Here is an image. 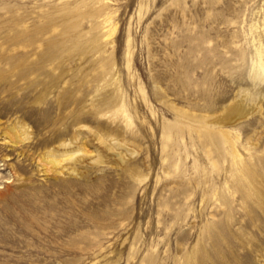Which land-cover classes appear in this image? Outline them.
I'll list each match as a JSON object with an SVG mask.
<instances>
[{
  "label": "rangeland",
  "instance_id": "rangeland-1",
  "mask_svg": "<svg viewBox=\"0 0 264 264\" xmlns=\"http://www.w3.org/2000/svg\"><path fill=\"white\" fill-rule=\"evenodd\" d=\"M259 45L264 0H0V264H264Z\"/></svg>",
  "mask_w": 264,
  "mask_h": 264
},
{
  "label": "bare ground",
  "instance_id": "bare-ground-1",
  "mask_svg": "<svg viewBox=\"0 0 264 264\" xmlns=\"http://www.w3.org/2000/svg\"><path fill=\"white\" fill-rule=\"evenodd\" d=\"M113 28V27H112ZM109 30H111V29H109ZM255 55H256V58H257V70H259V72H261L262 74H264V60H263V51H262V47H261V45H259L258 47H256L255 48ZM259 75V74H258ZM261 77H262V75H261ZM239 104V103H238ZM243 105H244V103H243ZM255 106V105H254ZM258 106V105H257ZM256 106V108H258ZM233 107V106H232ZM242 107V106H241ZM243 109V108H242ZM241 109V110H242ZM261 109V108H260ZM230 112V111H229ZM237 112V114H239L240 113V109L238 108V107H236V108H234L232 111H231V113H230V115H231V117L233 116L232 115V113H236ZM244 113V112H243ZM229 116V115H228ZM230 117V116H229ZM9 130H11L12 132H16V128L14 127V126H12V127H10V129ZM221 130L223 131V133L225 134V136H226V138H227V141L230 143V155H231V159H232V163L234 164V168L237 170V171H239V172H242L243 174H244V176H245V178H249V175H248V173H247V167H246V165H245V159H244V157H243V155L242 154H240L239 153V151H238V149H237V147L235 146V139L232 137V136H230V134H229V131L227 130V129H225V128H221ZM5 134H7V133H5ZM7 136V135H6ZM17 139V138H16ZM19 139V138H18ZM238 139V138H237ZM19 141H21V140H17L16 142H19ZM114 143L115 144H118V142L117 141H114ZM248 143H251V142H249L248 141ZM83 144H85V143H83ZM251 144H253V145H255L256 143L254 142V143H251ZM56 150V149H55ZM78 151V149H76V150H72V152H69V153H67L68 155H71V158L75 161V160H77L78 158L76 157V156H73V153L74 152H77ZM84 152L86 153V155L87 154H89V152L87 153V151L86 150H84ZM83 152V153H84ZM66 154V155H67ZM50 155L51 156H53V157H55L56 156V153L54 152V151H52V153H50ZM79 157V156H78ZM49 161V160H48ZM50 162L51 163H53V164H56V162H57V159L55 158V159H50ZM57 167V166H56ZM57 172V171H56ZM71 172L72 173H74L75 172V170H71ZM0 188H1V186H0Z\"/></svg>",
  "mask_w": 264,
  "mask_h": 264
}]
</instances>
